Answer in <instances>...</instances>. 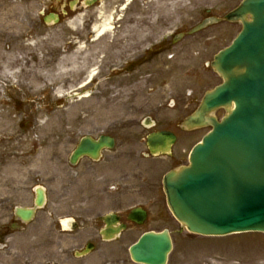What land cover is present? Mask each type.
Returning a JSON list of instances; mask_svg holds the SVG:
<instances>
[{
  "label": "rangeland",
  "instance_id": "rangeland-1",
  "mask_svg": "<svg viewBox=\"0 0 264 264\" xmlns=\"http://www.w3.org/2000/svg\"><path fill=\"white\" fill-rule=\"evenodd\" d=\"M85 1L0 0V264H51V204L85 185V165L69 164L82 137L114 134L117 146L142 149L150 132L167 130L186 138L177 148L188 150L206 135L209 128L186 134L181 124L221 83L209 65L242 29L221 22L173 43L243 0ZM51 13L60 21L45 23ZM112 16V32L99 38ZM133 62L137 68L125 70ZM147 117L155 127L144 126ZM38 185L47 205L24 225L15 209L34 206ZM151 227L177 230L167 219L122 237L134 242ZM174 251L168 264H264V234L184 232Z\"/></svg>",
  "mask_w": 264,
  "mask_h": 264
},
{
  "label": "water",
  "instance_id": "water-1",
  "mask_svg": "<svg viewBox=\"0 0 264 264\" xmlns=\"http://www.w3.org/2000/svg\"><path fill=\"white\" fill-rule=\"evenodd\" d=\"M45 21L51 22V16ZM221 21L242 25L233 43L212 62L223 83L207 93L183 123L185 130L207 126L212 130L193 149L188 167L165 176L164 189L169 209L191 233L215 237L264 233V0H243L223 19L208 18L190 34ZM219 108L227 112L221 121L208 117ZM175 140L173 134L162 132L150 136L148 144L153 153L169 152ZM113 146L110 137L84 138L71 163L85 155L96 160L103 148ZM44 204L45 191L40 188L36 205ZM16 214L30 220L34 210L17 208ZM135 215L144 217L137 209ZM171 249L168 233L151 232L132 246L131 255L136 262L166 264Z\"/></svg>",
  "mask_w": 264,
  "mask_h": 264
},
{
  "label": "flooded vegetation",
  "instance_id": "flooded-vegetation-1",
  "mask_svg": "<svg viewBox=\"0 0 264 264\" xmlns=\"http://www.w3.org/2000/svg\"><path fill=\"white\" fill-rule=\"evenodd\" d=\"M143 59L148 60L149 55ZM135 68L134 62L125 66L128 71ZM204 95L198 99L196 109ZM220 113L224 116L225 109L218 110L213 116L222 118ZM184 132L189 134L194 131ZM103 135L113 137L115 147L104 149L98 161L83 158L75 167L85 165L80 175L85 185L79 193L71 188L70 194L61 196L60 201L51 204V264H141L132 259L130 247L148 232L169 234L173 244L170 260L175 252V238L187 231L168 209L163 179L158 176L165 169L164 174L182 166L188 159L190 149L199 140L189 150H179L177 145L186 138L175 134L177 140L170 154L153 155L147 142L142 149L135 148L129 142L117 146L116 135ZM186 143L189 144L190 140ZM136 207L144 211V217L136 215L131 219L132 210ZM157 207L160 211L155 214L153 208ZM167 219L173 228H177L175 232L171 228L151 227L134 242L128 243V236L122 237L125 233L131 235L134 227L151 223L158 225ZM23 226L20 225L21 230H24ZM121 226H125L122 232Z\"/></svg>",
  "mask_w": 264,
  "mask_h": 264
},
{
  "label": "bare ground",
  "instance_id": "bare-ground-1",
  "mask_svg": "<svg viewBox=\"0 0 264 264\" xmlns=\"http://www.w3.org/2000/svg\"><path fill=\"white\" fill-rule=\"evenodd\" d=\"M113 20H114V16H112L110 18L109 22H107V23H105L103 25V27H102V29L100 31H98V30L95 29L96 32L98 33V37L99 38L102 37V36H104V35H106V34H108V33H111L112 32L113 27L111 25H112ZM94 76H95V73H92V76H91L92 79H93Z\"/></svg>",
  "mask_w": 264,
  "mask_h": 264
}]
</instances>
